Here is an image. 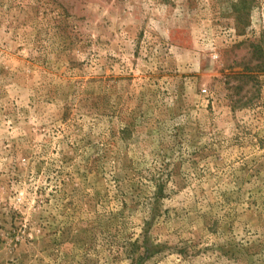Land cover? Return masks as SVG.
<instances>
[{
  "label": "rangeland",
  "instance_id": "obj_1",
  "mask_svg": "<svg viewBox=\"0 0 264 264\" xmlns=\"http://www.w3.org/2000/svg\"><path fill=\"white\" fill-rule=\"evenodd\" d=\"M0 264H264V0H0Z\"/></svg>",
  "mask_w": 264,
  "mask_h": 264
}]
</instances>
